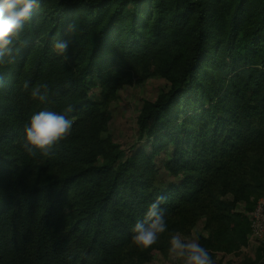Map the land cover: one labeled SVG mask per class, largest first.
Listing matches in <instances>:
<instances>
[{
  "label": "trees",
  "instance_id": "trees-1",
  "mask_svg": "<svg viewBox=\"0 0 264 264\" xmlns=\"http://www.w3.org/2000/svg\"><path fill=\"white\" fill-rule=\"evenodd\" d=\"M66 1L78 17L67 58L54 54L52 33L34 14L15 62L0 67V264H145L153 251L168 250V233L193 226L204 210L216 225L208 238L214 249L230 253L246 246L247 213L261 189L257 166L264 161V15L251 20V37L234 50L229 40L204 30L201 4L182 0L197 13L192 54L178 83L144 104L137 124L149 151L140 148L123 159L118 145L100 136L109 113L90 101L88 90L98 81L105 101L122 85L166 75L172 47L160 36L167 20L163 1L156 3L152 34L138 33L149 25L139 16L150 14L148 0ZM238 14L231 18L230 37L248 17ZM207 60L212 73H203ZM40 83L50 88L47 105L29 96ZM68 103L74 106L71 133L49 156L26 153L22 130L29 117ZM167 148L164 165L178 181L156 187L154 158ZM158 196L165 198L168 232L140 249L129 229ZM239 202L244 211L237 210Z\"/></svg>",
  "mask_w": 264,
  "mask_h": 264
},
{
  "label": "rangeland",
  "instance_id": "rangeland-1",
  "mask_svg": "<svg viewBox=\"0 0 264 264\" xmlns=\"http://www.w3.org/2000/svg\"><path fill=\"white\" fill-rule=\"evenodd\" d=\"M63 1L66 3H63ZM162 1V10L164 9L167 20L166 23L162 25L160 36L164 40H170L172 47L169 55L165 59V67L167 69L166 75H153L140 82L122 85L116 89L112 97L105 101L101 99V90L98 81L94 85H91L88 90L90 101L96 104L100 103V106L109 113L106 128L100 136L102 138H110L112 142L117 144L122 152L121 157L123 159L140 148L149 151L150 141H148L147 138L140 139L137 124L138 118L143 112L144 104L146 102H154L164 97L172 86L178 83L179 70L181 66L186 64L193 51L192 48L196 38L193 25L197 14L193 5L187 4L188 8H185L184 6L186 5L182 0ZM67 2L66 0H41L34 14H38L41 16V20L46 22L45 32L52 33L51 44L57 37H63L72 40V47L78 33L77 31L74 34L70 33L67 29L69 25L75 24L78 30V17L75 12H71L64 7ZM157 2L158 0H148V7L145 10L149 11V15L139 13L141 18L148 19L149 25L147 27H140L138 33L145 31L148 34H152L154 32L151 25L155 23L157 18ZM192 2L199 3L204 8L205 20L203 28L207 34L218 35L223 42L229 40L228 44L232 46L234 50L237 49L238 46H243L242 44L246 43L251 37L250 35L246 38L251 33V31H249L252 25L251 20L258 21L264 15V4L262 0H242L241 5H238V0H188V3ZM115 3L116 1L111 2L109 8L105 10L102 20L105 19ZM238 7H240V9L236 12ZM235 13H239L238 16L248 17L247 19L243 18V20L235 26L230 37L229 24ZM128 21V15L123 16L118 22V27L123 28V23L126 24ZM244 31H247L245 36L243 35ZM71 47L69 51H71ZM219 47V45H216V48L211 50V58L215 56ZM203 59L204 57H202L199 65L203 62ZM214 70L215 68L212 63L208 64L207 60L203 73L206 71L212 73ZM170 154L171 149L167 148L166 150H162L154 158L156 170L154 185L156 187H163L178 181V178L170 175L164 165L165 161L170 157ZM257 167L259 169L258 174L262 185L255 199L254 208L257 201L264 197V161ZM225 198L231 199L232 197L228 194ZM244 207V202H239L236 208L239 211H244ZM206 212V210L200 212L193 226L170 232L167 237L169 238L171 233H179L189 238L192 234H197L200 238L199 242L209 250L213 259V264L259 263L264 260V236L254 241H248L247 237L246 246L240 247L234 252L227 253L222 250L214 249L211 245V241H209V237L216 225L214 224V226L211 224ZM145 264H178V262L171 257L167 249H163V251H153L151 260Z\"/></svg>",
  "mask_w": 264,
  "mask_h": 264
},
{
  "label": "clouds",
  "instance_id": "clouds-1",
  "mask_svg": "<svg viewBox=\"0 0 264 264\" xmlns=\"http://www.w3.org/2000/svg\"><path fill=\"white\" fill-rule=\"evenodd\" d=\"M41 0H0V67L15 62L19 47L23 45L25 25L32 19ZM70 33L77 31L71 24ZM72 40L57 37L52 43V51L58 57L67 58ZM28 89L29 85L24 84ZM29 96L42 104L49 102L50 88L47 83H40L30 88ZM74 106L66 104L61 111L44 108L32 114L22 130L21 147L29 155L37 153L49 156L53 146L66 138L72 130L74 120L70 114ZM163 196H158L148 203L142 218L130 227L131 242L140 249H147L156 244L161 234L168 232L166 210L162 207ZM199 236L186 237L171 233L168 238V252L178 264H213L209 250L199 242Z\"/></svg>",
  "mask_w": 264,
  "mask_h": 264
},
{
  "label": "built area",
  "instance_id": "built-area-1",
  "mask_svg": "<svg viewBox=\"0 0 264 264\" xmlns=\"http://www.w3.org/2000/svg\"><path fill=\"white\" fill-rule=\"evenodd\" d=\"M250 231L248 241H254L264 236V197L257 201L255 208L247 214Z\"/></svg>",
  "mask_w": 264,
  "mask_h": 264
}]
</instances>
